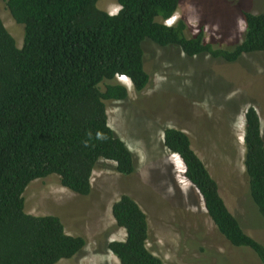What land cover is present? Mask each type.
I'll return each instance as SVG.
<instances>
[{
    "label": "trees",
    "instance_id": "trees-1",
    "mask_svg": "<svg viewBox=\"0 0 264 264\" xmlns=\"http://www.w3.org/2000/svg\"><path fill=\"white\" fill-rule=\"evenodd\" d=\"M101 1L6 0L14 22L25 29L21 48L0 9V264H58L88 245L82 236L67 235L59 217L27 213L25 193L34 182L54 178L88 198L101 161L115 163L123 176L136 172L134 154L109 125L108 103L129 100L120 77L136 94L150 86L146 40L176 47L188 58L209 55L226 63L264 53L263 13L242 12L244 39L229 50L206 43L203 29L189 38L182 19L165 24L183 0H116L121 9L115 16L99 8ZM163 132V147L180 157L219 233L240 258L250 251L264 264V245L230 212L189 135L175 128ZM244 142L250 196L264 219V139L255 107L245 113ZM112 215L126 239L109 242L107 250L121 264H164L147 247L148 217L136 200L121 196Z\"/></svg>",
    "mask_w": 264,
    "mask_h": 264
},
{
    "label": "rangeland",
    "instance_id": "rangeland-1",
    "mask_svg": "<svg viewBox=\"0 0 264 264\" xmlns=\"http://www.w3.org/2000/svg\"><path fill=\"white\" fill-rule=\"evenodd\" d=\"M99 8L112 14L121 9L116 0H102ZM0 9L21 48L24 27L14 22L6 0H0ZM243 11L264 14V0H183L175 18L176 23L185 21L189 38L203 29L206 43L230 50L244 39ZM143 48L150 86L142 94L132 86L128 101L108 103L109 125L134 154L136 172L123 176L115 163L101 161L88 198L54 178L36 181L25 193L27 213L57 216L67 235L87 239L82 253L58 264H121L107 245L126 239L112 215L123 195L131 196L146 213L147 247L164 264H262L250 251L240 258L219 233L201 196L185 178L180 157L163 147V130L175 128L189 135L230 212L246 234L264 245V219L250 196L241 142L249 107L259 114L264 139V53L226 63L209 55L188 58L176 47L162 48L149 40Z\"/></svg>",
    "mask_w": 264,
    "mask_h": 264
},
{
    "label": "bare ground",
    "instance_id": "bare-ground-1",
    "mask_svg": "<svg viewBox=\"0 0 264 264\" xmlns=\"http://www.w3.org/2000/svg\"><path fill=\"white\" fill-rule=\"evenodd\" d=\"M175 19V20H174ZM170 21H172V23H170ZM176 18H175V16L172 18V19H170V20H168L167 21V24H168V26H172V25H174L175 23H176ZM120 81L129 89H131V87H132V83H131V81L127 78V77H125V76H123V77H121V79H120ZM243 141H244V133H243V135L241 136V142L243 143Z\"/></svg>",
    "mask_w": 264,
    "mask_h": 264
},
{
    "label": "clouds",
    "instance_id": "clouds-1",
    "mask_svg": "<svg viewBox=\"0 0 264 264\" xmlns=\"http://www.w3.org/2000/svg\"><path fill=\"white\" fill-rule=\"evenodd\" d=\"M121 8V7H120ZM109 13V12H108ZM110 15H112V13H109ZM115 15H117V13L116 14H113L112 16H115ZM165 24L168 26V24H167V22H165Z\"/></svg>",
    "mask_w": 264,
    "mask_h": 264
},
{
    "label": "crops",
    "instance_id": "crops-1",
    "mask_svg": "<svg viewBox=\"0 0 264 264\" xmlns=\"http://www.w3.org/2000/svg\"><path fill=\"white\" fill-rule=\"evenodd\" d=\"M113 15V14H112Z\"/></svg>",
    "mask_w": 264,
    "mask_h": 264
}]
</instances>
